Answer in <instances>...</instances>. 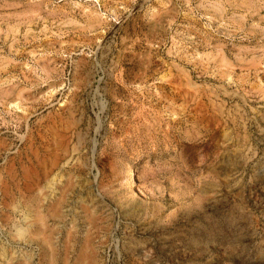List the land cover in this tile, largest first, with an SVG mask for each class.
<instances>
[{"label":"rangeland","instance_id":"obj_1","mask_svg":"<svg viewBox=\"0 0 264 264\" xmlns=\"http://www.w3.org/2000/svg\"><path fill=\"white\" fill-rule=\"evenodd\" d=\"M0 264H264V0H0Z\"/></svg>","mask_w":264,"mask_h":264}]
</instances>
